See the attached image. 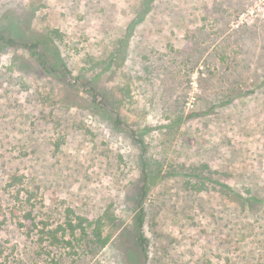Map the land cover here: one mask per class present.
<instances>
[{"label":"rangeland","instance_id":"374dc122","mask_svg":"<svg viewBox=\"0 0 264 264\" xmlns=\"http://www.w3.org/2000/svg\"><path fill=\"white\" fill-rule=\"evenodd\" d=\"M144 2L0 0V30L16 16L29 35L57 31L71 70L60 80L23 46L0 49V264H264V0ZM90 85L113 111L93 106ZM143 128L145 152L132 134ZM143 161L156 172L147 259ZM74 215L100 219L106 244L94 225L60 230Z\"/></svg>","mask_w":264,"mask_h":264},{"label":"trees","instance_id":"16d2710c","mask_svg":"<svg viewBox=\"0 0 264 264\" xmlns=\"http://www.w3.org/2000/svg\"><path fill=\"white\" fill-rule=\"evenodd\" d=\"M153 0H145L144 3L150 5V3ZM148 9V7H147ZM147 12V11H145ZM145 14V13H144ZM144 18V15H142L139 19H134L129 27L127 28L124 36L121 38L118 47L116 49L115 55L112 58L110 62V66H118L121 67L127 58L128 54V48L130 46L131 38L133 36L134 28L136 24H138L142 19ZM17 17L16 16H10L8 21L7 30H0V49H2V44H5L6 46L10 47H17V46H23L26 48L33 57H35L40 64L43 66V68L46 70L48 74H51L60 80H63V78L67 77L68 74L71 73V70L69 69L68 65L63 61L62 57L60 56V50L55 43L54 35L57 34V31H52V33H47L44 36H37L36 33H31L30 35L27 33L32 32V29L30 24L28 23V27L24 30L22 26H19L18 24H13V22L16 23ZM24 30V31H23ZM31 30V31H30ZM56 44V45H55ZM54 58H52V57ZM83 77L82 75L78 76V78ZM90 82H86L85 85L88 86ZM88 93L90 94L92 98L93 106L96 109H100L102 111L110 112L113 111L112 109H109L110 104L112 101L109 100V96L104 93L102 90H98L94 85H90L87 89ZM114 123L117 126H120L123 124V120L121 119V116L118 115ZM148 132L147 128L139 129V130H132V134L134 138L137 140V142L140 144L142 151L147 150L146 141L144 138V135ZM149 164L146 161H143V185L141 186L140 190V200L138 201V213H137V222H138V242L139 246L142 248V250L145 252V258L147 259V251L150 246L149 238L145 235V232L143 230L145 225V207L143 205V199L147 196L150 183L152 181V178L154 177V171L149 173V171L146 170V166ZM194 176L201 179H207L210 180L213 183L218 184L222 188L226 190H232V187L224 182H221L219 180L211 179L209 177H204L203 175L194 174ZM240 199L242 202L247 206V208L252 209L254 205L259 202V198L256 196H250V197H244L241 193H238ZM75 214L74 211H69ZM27 222L23 223L26 224L27 228L33 232L35 228L38 227L37 222H35V218L33 217L32 213L29 212L26 215ZM67 227L64 228L63 226H59L60 230H64L69 232L70 236L76 237L78 234H82L85 236H88V228L94 225V235L97 237V242H99L102 245L106 244V239L103 236V230H102V224L101 220H95L91 221L87 217L81 216V215H74V218H68L66 221ZM24 226V225H23ZM44 229H41V233L44 232ZM57 230L52 232V236L55 240V242H59L58 237L56 236ZM67 244H71V240L65 239ZM133 258L137 261L138 256L133 254Z\"/></svg>","mask_w":264,"mask_h":264}]
</instances>
